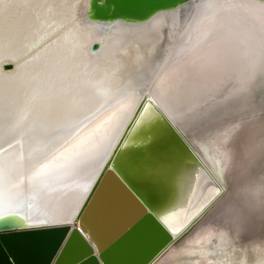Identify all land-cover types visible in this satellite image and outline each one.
<instances>
[{
	"label": "bare ground",
	"instance_id": "6f19581e",
	"mask_svg": "<svg viewBox=\"0 0 264 264\" xmlns=\"http://www.w3.org/2000/svg\"><path fill=\"white\" fill-rule=\"evenodd\" d=\"M93 2L0 0V215L24 226L77 221L147 96L204 164L159 216L177 238L149 264L175 259L197 215L183 243L219 228L239 244L260 237L264 1L186 0L104 22ZM138 119L126 144L151 135L156 113L147 105ZM192 135L217 147V162Z\"/></svg>",
	"mask_w": 264,
	"mask_h": 264
},
{
	"label": "water",
	"instance_id": "95a60500",
	"mask_svg": "<svg viewBox=\"0 0 264 264\" xmlns=\"http://www.w3.org/2000/svg\"><path fill=\"white\" fill-rule=\"evenodd\" d=\"M183 1L94 0L92 9L101 22L144 20ZM138 104L77 221L24 226L17 216L0 215V264H149L176 240L167 237L158 218L178 204L185 177L204 170V164L147 96ZM147 105L156 113L151 135L126 144ZM199 217L177 236L185 235Z\"/></svg>",
	"mask_w": 264,
	"mask_h": 264
},
{
	"label": "rangeland",
	"instance_id": "374dc122",
	"mask_svg": "<svg viewBox=\"0 0 264 264\" xmlns=\"http://www.w3.org/2000/svg\"><path fill=\"white\" fill-rule=\"evenodd\" d=\"M194 137V138H193ZM192 135L191 140L200 149L202 155L211 163L218 160V149L211 145H202ZM196 138V139H195ZM195 140V141H194ZM214 151H213V150ZM260 165L257 166L255 174L260 176L264 184V154L260 158ZM229 166V163H228ZM231 182H228V188ZM262 234L249 243L235 245L229 233L224 229L214 230L202 244L187 242L183 243L185 236L192 230L190 228L181 239H178L174 246L178 247L180 253L172 260V264H264V225L261 228ZM178 251V252H179ZM174 261V262H173ZM170 263V264H171Z\"/></svg>",
	"mask_w": 264,
	"mask_h": 264
}]
</instances>
